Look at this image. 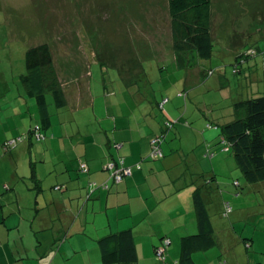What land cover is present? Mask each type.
<instances>
[{"label": "crops", "instance_id": "0c3cea01", "mask_svg": "<svg viewBox=\"0 0 264 264\" xmlns=\"http://www.w3.org/2000/svg\"><path fill=\"white\" fill-rule=\"evenodd\" d=\"M239 54L235 55L236 60ZM136 66L140 68L138 63ZM208 71L198 69L192 73L196 86L212 74ZM59 78L65 97L59 108L70 101L96 104L97 97H91L85 83L69 85ZM72 81L76 83V78ZM27 92L35 99L28 89ZM233 99L230 113L208 116L215 126L204 130L198 141V145L207 147V152L217 149L218 127L243 114L237 103L245 95ZM137 100L139 111L117 114L106 107L74 128L65 120L66 113L61 112L59 126H53L52 117L46 123L45 139L30 135L0 157V264H70L72 259L84 260L79 264H120L116 257H103L99 240L126 230L134 235L138 264H162L154 249L165 236L171 239L166 260L178 264L182 238L198 230L193 197L203 183H208L202 196L215 228V243L194 251V263L220 264L227 259L233 264H264V204L238 206L233 208V214L225 216V202L221 200L222 207L216 213L212 207L216 187L208 180L217 179L216 171L226 170L215 167L214 157L209 159L211 162L208 157L203 158L211 166L194 170L186 158L189 152L181 143L165 145L167 135L162 145L164 156L148 157L151 138L166 129L168 118L158 107L161 99L154 94L137 96ZM145 102L149 105L146 110ZM35 106V112L32 106L28 107L30 116L24 115L21 102L18 109L12 106V113L18 110V123L10 121V113L0 119V149L3 141L27 133L31 126H45L37 103ZM186 110L187 114L188 107ZM119 157L132 167V175L113 183L105 165ZM223 160L233 175L234 163L229 157ZM82 161L87 163L88 172L81 171ZM91 182H108L110 188L91 189ZM57 186L61 188L56 189Z\"/></svg>", "mask_w": 264, "mask_h": 264}, {"label": "rangeland", "instance_id": "374dc122", "mask_svg": "<svg viewBox=\"0 0 264 264\" xmlns=\"http://www.w3.org/2000/svg\"><path fill=\"white\" fill-rule=\"evenodd\" d=\"M212 15L213 55L196 58L195 67L180 68L170 44L168 0H0V119L10 113V121L18 123V110H10L12 106L19 108V102L24 115L30 116L29 106L35 112L36 100L23 82L25 56L31 46L48 43L63 81L69 85L85 83L91 97H97L94 106L83 100L59 108L55 96L48 93L53 126L60 125L61 112L74 128L106 107L117 114L139 111L137 96L154 94L164 101L162 111L171 123L166 142L181 143L194 170L211 166L204 157H214L215 167L226 170L216 171L217 179L213 180L215 212L220 211L221 200L230 202L234 209L261 206L264 182L250 184L246 180L231 152L219 143L221 127L214 153L198 141L204 130L213 128L207 126L213 122L208 116L230 113L233 98L240 94L245 99L264 96V0H212ZM250 49L257 53L236 71L235 55L240 53L238 59ZM198 69H212L214 74L196 86L192 73ZM143 106L149 108L146 102ZM224 157L234 163L233 175ZM234 180L240 185L235 186ZM83 261L72 259L70 264Z\"/></svg>", "mask_w": 264, "mask_h": 264}, {"label": "trees", "instance_id": "16d2710c", "mask_svg": "<svg viewBox=\"0 0 264 264\" xmlns=\"http://www.w3.org/2000/svg\"><path fill=\"white\" fill-rule=\"evenodd\" d=\"M168 4L171 47L174 52L177 65L180 68H188L189 66L194 65L196 58H211L214 47V35L212 31V0H168ZM250 57L251 56L247 55L246 61ZM25 64L26 74L23 76V82L25 83L27 89L35 95L39 118L41 123L44 122L45 126H41L40 124L33 125L27 133L20 135L19 137L3 141L0 149V157L12 151L13 148L18 145V142H20L19 140H22L25 137L28 138L30 135H34L38 140H43L47 137L44 129H46V123L49 122L51 117L49 103L47 100L48 93L55 96L57 106L62 105L65 101L64 92L61 88V82L52 50L48 43L31 46L26 51ZM136 70L138 72L140 68H137ZM211 70L212 69H210L208 73H210ZM212 72L214 73V70ZM163 103L164 101H159L158 103L160 110L164 108ZM237 105L242 108L243 114L237 115L233 120L220 126V143L223 144L224 151L231 152L238 168H240L243 172L249 183L263 182L264 96L249 97L240 101ZM165 123L166 129L161 134L154 136H158L160 138V147L162 152L163 142L166 139L165 137L169 129L171 128L170 120L167 119ZM211 124L212 123L210 122L207 126H215ZM39 134L41 135L40 138H38ZM154 137L151 138V141ZM13 139H17V144L15 143L12 146L5 148L7 142ZM151 151L149 153V157L155 159V157L151 156ZM214 179L215 177L210 180H206L210 182ZM206 185H208V183H203L196 188L193 202L197 214L198 230L196 233L182 238L181 256L180 259L176 261L178 264H195L192 256L193 252L196 250H205L210 248L215 243V228L211 215L207 209V205L202 196L203 189ZM235 185L239 186V181L238 184L235 183ZM226 203L230 204V202H225V204ZM225 204L224 215L228 216L229 214H225ZM166 238L169 237H163L160 243L155 246V254L157 248ZM169 245L167 246L166 251ZM99 247L103 257H116V261L120 264H138L139 257L135 239L130 230L111 234L99 240ZM166 251L164 259L159 258L157 254L156 256L163 264H170L166 260ZM229 263L233 264L231 262Z\"/></svg>", "mask_w": 264, "mask_h": 264}, {"label": "built area", "instance_id": "2783aa9c", "mask_svg": "<svg viewBox=\"0 0 264 264\" xmlns=\"http://www.w3.org/2000/svg\"><path fill=\"white\" fill-rule=\"evenodd\" d=\"M256 53H257L256 49H250L248 52L242 53L241 56L237 59V63L235 65V70L240 71V65H242L246 61L247 55L253 56ZM212 71L213 70H211L210 73H213ZM40 137H41V135L39 134L38 138H40ZM16 142H17V139H15V140L13 139V140L7 142V144L5 145V148L12 146ZM151 145H152L151 156L155 157V158L156 157H162L163 152H162V149L160 147V138L158 136L154 137L152 139ZM116 146L120 147V144H117ZM138 166H140V165H138ZM105 168L109 171L110 179L112 180L113 183H120L126 177H129L132 175V167L125 164L123 157H119L117 159L110 160L105 165ZM80 169L83 172L89 171L88 165L85 161H82L80 163ZM235 183L238 184V181H235ZM90 186H91V189H95L96 187H100V186L103 188H106V189L110 188V184L108 182H104L100 185L97 182H91ZM59 188H60L59 186L56 187V189H59ZM232 210H233L232 206L229 203H226L225 204V214L226 215L230 214L232 212ZM169 244H170V239L166 238L163 240L162 244L157 248L156 254L159 258H161V259L165 258V251H166V248ZM220 264H230V263L226 259H223V260H221Z\"/></svg>", "mask_w": 264, "mask_h": 264}]
</instances>
